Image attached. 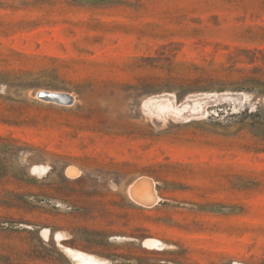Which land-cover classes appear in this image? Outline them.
<instances>
[{
	"label": "rangeland",
	"instance_id": "rangeland-1",
	"mask_svg": "<svg viewBox=\"0 0 264 264\" xmlns=\"http://www.w3.org/2000/svg\"><path fill=\"white\" fill-rule=\"evenodd\" d=\"M225 90L249 96L142 110ZM58 232L111 264H264V0H0V264H75Z\"/></svg>",
	"mask_w": 264,
	"mask_h": 264
},
{
	"label": "bare ground",
	"instance_id": "bare-ground-1",
	"mask_svg": "<svg viewBox=\"0 0 264 264\" xmlns=\"http://www.w3.org/2000/svg\"><path fill=\"white\" fill-rule=\"evenodd\" d=\"M55 92L56 94L54 95L57 96V98H64L66 96L65 94H68L60 91ZM248 96L249 95L243 91H202L190 93L180 101L174 92L166 91L147 96L142 102V110L155 117H175L181 121L189 122L208 115L211 102L222 99L243 101L247 99ZM47 168L48 166L46 165H36L33 171L42 174L48 171ZM71 169L74 168H68L67 172L71 173ZM129 192L134 200L144 205H154L159 200V196L155 189V183L143 177L130 185ZM43 233L48 236L49 230L45 229ZM56 238L64 252L75 264H111L103 257L65 244L63 241L67 238L63 232H58ZM144 244L150 248L162 249L164 247V243L155 237L145 239Z\"/></svg>",
	"mask_w": 264,
	"mask_h": 264
},
{
	"label": "water",
	"instance_id": "water-1",
	"mask_svg": "<svg viewBox=\"0 0 264 264\" xmlns=\"http://www.w3.org/2000/svg\"><path fill=\"white\" fill-rule=\"evenodd\" d=\"M54 94H56V92H52V90H47V89H43L41 91H39L38 96L41 97L42 99L45 100H50V101H56L62 104H69L72 103L74 98L71 94H65L66 96L64 98H57V96H55Z\"/></svg>",
	"mask_w": 264,
	"mask_h": 264
},
{
	"label": "built area",
	"instance_id": "built-area-1",
	"mask_svg": "<svg viewBox=\"0 0 264 264\" xmlns=\"http://www.w3.org/2000/svg\"><path fill=\"white\" fill-rule=\"evenodd\" d=\"M39 98L42 99L41 97H39ZM72 103H69V104H72ZM69 104H66V105H69ZM30 200H32V201H34V202H36V203H38V204H40L42 206L51 207V208H54V209H63L65 207L64 204L61 201L51 200V199H49L47 197H44V196H38V197L31 196ZM68 209H71V206Z\"/></svg>",
	"mask_w": 264,
	"mask_h": 264
}]
</instances>
